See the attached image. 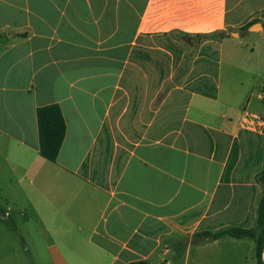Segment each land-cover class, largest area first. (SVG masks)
<instances>
[{
  "label": "crops",
  "instance_id": "0c3cea01",
  "mask_svg": "<svg viewBox=\"0 0 264 264\" xmlns=\"http://www.w3.org/2000/svg\"><path fill=\"white\" fill-rule=\"evenodd\" d=\"M226 51L248 80L224 92ZM260 89L264 0H0V259L257 264L252 239L193 236L256 225ZM55 103L52 162L37 109Z\"/></svg>",
  "mask_w": 264,
  "mask_h": 264
},
{
  "label": "trees",
  "instance_id": "16d2710c",
  "mask_svg": "<svg viewBox=\"0 0 264 264\" xmlns=\"http://www.w3.org/2000/svg\"><path fill=\"white\" fill-rule=\"evenodd\" d=\"M254 20L245 26L247 29L252 24L258 22ZM224 37L225 33H216L212 37ZM210 36H197L198 41L202 38H209ZM37 122L39 130L40 154L43 158L55 162L64 142L67 125L63 112L59 104H49L41 106L37 109ZM257 180L263 185V194L259 201L257 208V221L253 228L242 227H226L217 231H202L194 234L193 242L203 240H215L225 236L234 238H249L255 242V257L257 264H264L262 252L264 248V171L258 174ZM4 209L0 205V220L7 225H12L13 220L3 219Z\"/></svg>",
  "mask_w": 264,
  "mask_h": 264
},
{
  "label": "rangeland",
  "instance_id": "374dc122",
  "mask_svg": "<svg viewBox=\"0 0 264 264\" xmlns=\"http://www.w3.org/2000/svg\"><path fill=\"white\" fill-rule=\"evenodd\" d=\"M176 37L181 41H183V40H186V42L189 41L188 38L183 37V36L181 37V35H176ZM197 39L198 38L194 37L190 42L192 44H194L198 41ZM241 40L243 42L242 43V45H243L242 49H248L249 50V45H250V43H248L249 40L246 39L244 36L241 38ZM228 54H229V52L226 51L225 57L227 60V64L225 65V72H224V76H223V86L225 87V89H223L224 92H227L226 86H229L232 83H239L240 81L245 83L248 80V75L244 71H236V72L233 71V72H231V70L227 67V66H229L228 62L230 60V56ZM240 54H244V50ZM241 58H243V60L240 61V65H243L245 63L244 56H242ZM259 92H261V94H262L264 92V89H260ZM257 93H258V89H257V91H255V94H257ZM262 101L264 102V97L262 98ZM0 254L4 258V253L1 252ZM0 264H5V259H0Z\"/></svg>",
  "mask_w": 264,
  "mask_h": 264
},
{
  "label": "water",
  "instance_id": "95a60500",
  "mask_svg": "<svg viewBox=\"0 0 264 264\" xmlns=\"http://www.w3.org/2000/svg\"><path fill=\"white\" fill-rule=\"evenodd\" d=\"M262 28H263V25L260 24V23L254 24L253 26L250 27V29L252 31H256V30H259V29H262Z\"/></svg>",
  "mask_w": 264,
  "mask_h": 264
},
{
  "label": "built area",
  "instance_id": "2783aa9c",
  "mask_svg": "<svg viewBox=\"0 0 264 264\" xmlns=\"http://www.w3.org/2000/svg\"><path fill=\"white\" fill-rule=\"evenodd\" d=\"M261 97H262V98L264 97V92L261 94Z\"/></svg>",
  "mask_w": 264,
  "mask_h": 264
}]
</instances>
